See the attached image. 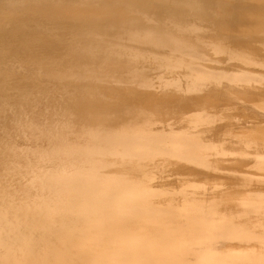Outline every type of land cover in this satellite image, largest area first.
<instances>
[{"label":"bare ground","instance_id":"6f19581e","mask_svg":"<svg viewBox=\"0 0 264 264\" xmlns=\"http://www.w3.org/2000/svg\"><path fill=\"white\" fill-rule=\"evenodd\" d=\"M0 264H264V0H0Z\"/></svg>","mask_w":264,"mask_h":264}]
</instances>
